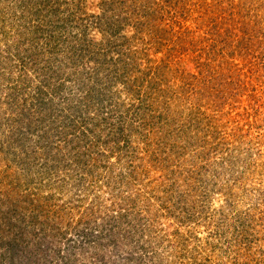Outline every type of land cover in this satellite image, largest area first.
Returning a JSON list of instances; mask_svg holds the SVG:
<instances>
[{"label":"rangeland","instance_id":"rangeland-1","mask_svg":"<svg viewBox=\"0 0 264 264\" xmlns=\"http://www.w3.org/2000/svg\"><path fill=\"white\" fill-rule=\"evenodd\" d=\"M42 1L0 0L2 231L101 229L45 264H264V0Z\"/></svg>","mask_w":264,"mask_h":264},{"label":"trees","instance_id":"trees-1","mask_svg":"<svg viewBox=\"0 0 264 264\" xmlns=\"http://www.w3.org/2000/svg\"><path fill=\"white\" fill-rule=\"evenodd\" d=\"M42 9L43 8H50L52 6V3L49 2V0H44L41 3ZM36 11H33L31 15L35 13ZM39 16L42 18L43 12L36 13V18ZM34 19L31 21H26L27 27L26 31L29 33V36H33V34H37L39 32H43V29H41L40 26L34 27L33 24L28 22H33ZM54 27L50 29L53 30ZM49 33L50 31L47 30ZM69 40V38H67ZM31 40V37H30ZM84 41V37L82 38ZM52 41H55L52 40ZM93 42V41H92ZM94 43V42H93ZM78 48L79 55L83 53L84 55H87L90 60H93L97 65L91 70L93 71L91 73H87L86 81L84 82L85 86V92L87 99L90 101L93 100L94 96L98 97V99H101V94L97 92L99 85H107V83H110L111 81H116L119 79V75L107 76V77H101L100 73L103 72H111V66H108L107 61L104 59H99L104 54H99L100 49L94 50V45L90 47V45H87L85 42L84 45L82 44V41H80ZM53 48L48 49L46 52L50 55L53 53V58L57 57L56 52L54 49L58 46L57 44L53 43L51 44ZM71 54H75V51L72 49ZM77 54V53H76ZM40 54H38L39 56ZM59 62V60H58ZM113 63V60L111 61ZM116 62H114L115 64ZM99 66V67H98ZM53 70V69H52ZM54 71V70H53ZM53 73V72H52ZM100 75V76H99ZM91 81V85H87V82ZM109 81V82H108ZM81 82V81H80ZM82 87H80V90H83ZM94 92L96 94L94 95ZM72 121V119H71ZM39 138V137H38ZM45 144V142H43ZM37 205V204H36ZM34 207V206H33ZM3 210V209H2ZM32 210V209H30ZM35 213V212H34ZM5 214V213H4ZM14 214V212H12ZM32 214V213H31ZM35 217V216H34ZM10 218V217H9ZM16 218L20 223L24 222V218H17L16 215H13L11 217V220H14ZM8 219V218H7ZM9 220V219H8ZM9 220V221H11ZM7 225L6 229L2 231V224L0 225V262L3 261L6 264H45V262L54 255H60L61 253H65L73 249V247L78 246V248H74V251L79 249H85V251H88L91 247H94V244H92L95 240L99 239L98 237L101 233V229L98 231H90L85 229H82V231H74L73 235L74 237H66L65 243H59V240H62V236H59L60 234L66 235L67 231H61L59 229H48V227H41L38 230L34 229L33 227L28 228L26 224H23L21 226H18L17 224L14 225L13 222H4L3 225ZM56 231V232H55ZM85 231V232H84ZM96 231V233H99V235H94L93 233ZM2 232V233H1ZM57 232H60L58 234ZM103 232V231H102ZM79 238L77 241H73L74 239ZM69 240V244L68 241ZM53 242L55 246L53 245ZM63 244V245H59ZM91 256L94 258L96 255L93 251L90 252ZM89 256L88 258H90Z\"/></svg>","mask_w":264,"mask_h":264}]
</instances>
